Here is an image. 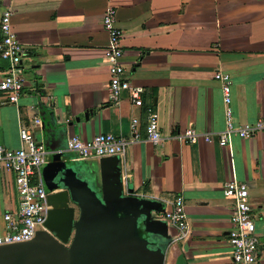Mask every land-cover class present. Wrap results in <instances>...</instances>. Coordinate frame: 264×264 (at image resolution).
<instances>
[{"label":"crops","instance_id":"obj_1","mask_svg":"<svg viewBox=\"0 0 264 264\" xmlns=\"http://www.w3.org/2000/svg\"><path fill=\"white\" fill-rule=\"evenodd\" d=\"M108 6L121 32L124 76L143 89L141 107L125 92L117 105L109 102L107 34L101 25ZM4 9L11 12V29L26 55L17 105L0 92L1 146H19L21 124L30 132L38 128L32 123L39 119L36 99L43 102L44 118L52 113L60 123L49 136L50 149H56L50 146L57 138L66 142L71 135L83 141L98 133L128 137L136 118L141 138L126 146L121 178L133 194L159 199L164 207L181 196L189 229L184 240L174 242V228L167 226L162 264H231L232 200L223 197L221 186L232 179L247 184L264 264V132L232 135L224 145L215 136L209 142L164 139L158 145L144 139L145 107L157 113L165 136L187 127L221 131L224 104L216 70L230 76L234 126L264 113V0H0V14ZM7 65L0 58V79ZM97 159L81 161L96 170ZM15 206L12 177L0 173V231L2 212Z\"/></svg>","mask_w":264,"mask_h":264},{"label":"built area","instance_id":"obj_2","mask_svg":"<svg viewBox=\"0 0 264 264\" xmlns=\"http://www.w3.org/2000/svg\"><path fill=\"white\" fill-rule=\"evenodd\" d=\"M10 15L9 9H4L0 14V58L8 62L0 79V92L8 103L17 105L24 87L20 62L26 55V49L11 29ZM101 25L107 34L104 57L107 60L109 76V102L117 105L121 94L125 92L133 106L141 107L143 89L130 84L124 76V69L119 60L122 55L121 32L115 25V11L112 7L108 6L104 10ZM213 78L220 83L224 104V127L221 131L204 133L187 127L165 136L159 130L157 113L150 107H145L144 139L153 145H158L164 139L194 143L199 138L209 142L215 136L217 144L224 145L232 135L248 138L264 132V113L251 123L234 126L229 105L230 76L228 73L216 70ZM32 123L39 125V119L35 117ZM136 125L137 119L132 118L128 137L98 133L89 140L83 141L75 135L68 136L64 151L71 153L77 160L117 155L121 165L126 146L141 138ZM18 141L19 146L13 149L0 145V173L11 175L16 194V206L1 214L0 245L28 241L37 231L46 230L43 222L49 208L46 201L48 192L42 182L41 168L46 163L47 152L40 142L33 139L28 125L19 126ZM221 192L223 197L232 200L230 228L227 232L231 264H261L258 256L260 240L255 232L254 213L248 201L246 182L235 179L226 181L221 186ZM165 204L164 210L154 215V218L164 220L167 226L174 228L171 241H182L189 231L183 199L177 195Z\"/></svg>","mask_w":264,"mask_h":264},{"label":"water","instance_id":"obj_3","mask_svg":"<svg viewBox=\"0 0 264 264\" xmlns=\"http://www.w3.org/2000/svg\"><path fill=\"white\" fill-rule=\"evenodd\" d=\"M35 104L39 125L31 135L47 152L41 168L46 230L0 245V264H162L170 236L166 222L153 214L164 203L132 193L117 155L99 157L95 170L67 151L50 149L49 136L60 123L52 113L44 118L40 99Z\"/></svg>","mask_w":264,"mask_h":264},{"label":"rangeland","instance_id":"obj_4","mask_svg":"<svg viewBox=\"0 0 264 264\" xmlns=\"http://www.w3.org/2000/svg\"><path fill=\"white\" fill-rule=\"evenodd\" d=\"M50 147L51 148L54 147L56 149H60V148H63V147L65 148L66 144H65L64 139L57 138L56 141L54 143H52V146H50ZM75 214H76V210H75Z\"/></svg>","mask_w":264,"mask_h":264},{"label":"flooded vegetation","instance_id":"obj_5","mask_svg":"<svg viewBox=\"0 0 264 264\" xmlns=\"http://www.w3.org/2000/svg\"><path fill=\"white\" fill-rule=\"evenodd\" d=\"M68 205H73L71 202H68Z\"/></svg>","mask_w":264,"mask_h":264}]
</instances>
